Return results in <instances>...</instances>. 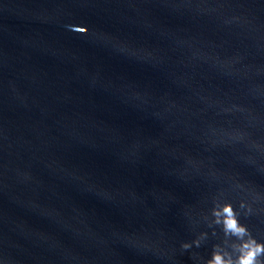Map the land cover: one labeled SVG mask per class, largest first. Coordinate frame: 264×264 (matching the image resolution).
<instances>
[{
    "label": "water",
    "instance_id": "95a60500",
    "mask_svg": "<svg viewBox=\"0 0 264 264\" xmlns=\"http://www.w3.org/2000/svg\"><path fill=\"white\" fill-rule=\"evenodd\" d=\"M0 264H264V0H0Z\"/></svg>",
    "mask_w": 264,
    "mask_h": 264
}]
</instances>
